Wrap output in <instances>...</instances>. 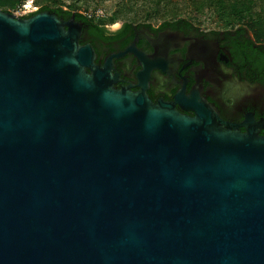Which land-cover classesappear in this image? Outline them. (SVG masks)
Listing matches in <instances>:
<instances>
[{
  "label": "water",
  "instance_id": "water-1",
  "mask_svg": "<svg viewBox=\"0 0 264 264\" xmlns=\"http://www.w3.org/2000/svg\"><path fill=\"white\" fill-rule=\"evenodd\" d=\"M80 38L0 10V264H264V137L115 88Z\"/></svg>",
  "mask_w": 264,
  "mask_h": 264
},
{
  "label": "flooded vegetation",
  "instance_id": "flooded-vegetation-1",
  "mask_svg": "<svg viewBox=\"0 0 264 264\" xmlns=\"http://www.w3.org/2000/svg\"><path fill=\"white\" fill-rule=\"evenodd\" d=\"M55 15L65 22L73 16ZM76 22L96 65L111 61L115 88L143 92L190 117L202 104L211 106L241 132L264 137V39L244 25L204 30L176 21Z\"/></svg>",
  "mask_w": 264,
  "mask_h": 264
},
{
  "label": "trees",
  "instance_id": "trees-1",
  "mask_svg": "<svg viewBox=\"0 0 264 264\" xmlns=\"http://www.w3.org/2000/svg\"><path fill=\"white\" fill-rule=\"evenodd\" d=\"M30 0H0V10L15 13ZM37 4H41V8L37 12L29 13L22 18H29L39 12L50 11L59 16L72 14L76 18L89 22L87 16L76 11L78 3L84 0H71L73 4L67 10L58 5V1L65 0H34ZM145 8L143 9L144 20L163 19L165 22L177 23L189 22L193 23L188 17H179L176 20H168V15L174 14L170 9L173 5L172 0H143ZM132 5L136 0H130ZM188 6L182 9L181 13L186 14L189 11L197 14L209 10L213 11L224 29L234 28L237 25L247 27L258 39H264V0H188ZM176 12V11H175ZM92 22V21H90ZM98 25V24H97ZM96 23L95 26L97 27ZM102 25V24H100ZM101 29V28H99Z\"/></svg>",
  "mask_w": 264,
  "mask_h": 264
},
{
  "label": "rangeland",
  "instance_id": "rangeland-1",
  "mask_svg": "<svg viewBox=\"0 0 264 264\" xmlns=\"http://www.w3.org/2000/svg\"><path fill=\"white\" fill-rule=\"evenodd\" d=\"M173 5L171 11L174 14L168 15V20H176L179 17H188L196 26L204 30H219L224 29L222 22L218 19L213 11H205L202 14L188 12L182 14L181 11L188 6V0H172ZM132 5L130 0H84L78 3L76 11L80 13H91L93 19L102 25L121 24L123 22L140 23L150 22L158 24L163 19L147 20L143 18V9L145 2L143 0H136ZM73 4L71 0L58 1V5L64 8H70ZM41 8V4H37L34 0L28 1L22 9L15 12L19 17H23L29 13L37 12ZM176 11V12H175ZM99 15V16H97Z\"/></svg>",
  "mask_w": 264,
  "mask_h": 264
},
{
  "label": "built area",
  "instance_id": "built-area-1",
  "mask_svg": "<svg viewBox=\"0 0 264 264\" xmlns=\"http://www.w3.org/2000/svg\"><path fill=\"white\" fill-rule=\"evenodd\" d=\"M82 14L85 15V16H87L88 19H89L90 21H92V22H94V23H97V22L95 21V19L92 18L93 15H92L91 13H88V14H86V13H82ZM97 16H99V15H97ZM98 24H99V23H98Z\"/></svg>",
  "mask_w": 264,
  "mask_h": 264
}]
</instances>
